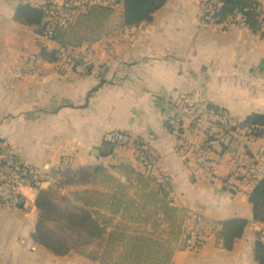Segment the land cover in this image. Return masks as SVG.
Wrapping results in <instances>:
<instances>
[{"label": "crops", "instance_id": "crops-1", "mask_svg": "<svg viewBox=\"0 0 264 264\" xmlns=\"http://www.w3.org/2000/svg\"><path fill=\"white\" fill-rule=\"evenodd\" d=\"M51 1L0 0V140L24 163L40 170H53L62 160L78 169L117 165L119 158L100 157V148L112 133H128L157 151L177 206L212 222L252 220L244 186L243 192L233 193L223 189L220 176L212 180L193 176L175 154L176 138L165 123L185 94L240 121L264 114V35L243 25L205 22L203 0H168L152 23L124 28V5L117 4L93 43L96 59L91 73L59 72L40 54L42 47L51 52L60 45L14 20L20 4L42 6ZM71 13L77 22L79 13ZM64 40L68 42V35ZM31 56L40 58L43 71L23 81L14 79L11 71ZM244 145L250 156H256L264 148V138ZM226 162L219 174L225 172ZM26 193L27 204L13 210L19 212L14 216L0 204V264H98L77 255L58 257L35 244L37 194ZM256 227L248 229L232 251L211 237L197 252L176 253L173 264H258L253 254Z\"/></svg>", "mask_w": 264, "mask_h": 264}, {"label": "trees", "instance_id": "trees-1", "mask_svg": "<svg viewBox=\"0 0 264 264\" xmlns=\"http://www.w3.org/2000/svg\"><path fill=\"white\" fill-rule=\"evenodd\" d=\"M210 1H201L202 8L208 6V11H203L205 22L243 25L255 34L264 35V0H219L220 6L209 5ZM116 2L124 5L122 26L132 28L152 23L154 14L168 0ZM54 7L57 8L50 2L42 6L20 4L14 16L17 23L34 27L36 34L60 45L58 50L51 52L42 47L40 56L51 62L58 61L60 51L69 47L64 40L66 28L58 26L54 34L49 35L48 12ZM64 11H77L78 18L98 24L110 18L114 8L95 2L84 5L83 9L72 6ZM79 25L78 19L74 27ZM89 39L80 47L98 40ZM207 108L218 110L211 104ZM262 126L264 114H252L239 128L244 137L253 140L264 138ZM166 128L169 132L172 130L169 123ZM220 128V133L231 134L236 130ZM117 147L106 138L100 148V157L113 156ZM53 176L55 181L47 189L36 190L38 218L33 240L58 257L77 255L98 264H173L176 253L197 252L211 237H215L225 250L232 251L246 231L258 225L261 232L256 234L253 254L258 264H264V178L249 194L252 220L237 217L212 222L177 206L170 184L155 175L141 174L125 163L111 166L100 163L65 172L55 170ZM123 178L127 179L126 183L122 182ZM69 188L79 190L64 195V190Z\"/></svg>", "mask_w": 264, "mask_h": 264}, {"label": "built area", "instance_id": "built-area-1", "mask_svg": "<svg viewBox=\"0 0 264 264\" xmlns=\"http://www.w3.org/2000/svg\"><path fill=\"white\" fill-rule=\"evenodd\" d=\"M100 1L109 7L117 5L116 0H52L50 3L57 6L49 14V35H53L56 28H68L73 24L74 17L64 9ZM220 6L219 0H211L209 5ZM208 11V6H205ZM45 39L49 40V37ZM96 51L93 43H86L78 48L62 49L58 61L53 62L59 72L88 73L93 69ZM41 60L37 56L26 59L22 66H17L11 75L18 81L38 76L42 71ZM207 102H198L191 95H182L174 104V114H170L169 123L172 126L170 133L176 138L175 154L185 164L192 167L191 174L199 175L206 180L220 176L224 190L243 192L249 195L254 187L264 178V148L260 154L250 156L246 152L244 142L250 141L244 137L239 128L240 121L228 112L218 109L209 110ZM220 126L229 130H236L231 134L220 133ZM264 130V126L260 127ZM107 141L117 145L114 156L121 163L130 165L135 171L144 175H155L165 184L171 185L170 177L159 167L157 151L143 139L128 133L116 132L107 137ZM129 152L130 155L121 154ZM227 160L225 171L219 174L224 160ZM72 168L69 161L61 162L53 170H40L24 163L13 148L0 141V204L12 210H21L27 204V191L44 188L46 184L55 181L53 171L65 172ZM199 215L198 213H194ZM200 216V215H199Z\"/></svg>", "mask_w": 264, "mask_h": 264}, {"label": "rangeland", "instance_id": "rangeland-1", "mask_svg": "<svg viewBox=\"0 0 264 264\" xmlns=\"http://www.w3.org/2000/svg\"><path fill=\"white\" fill-rule=\"evenodd\" d=\"M201 11H202V14H203L204 8H202ZM78 19L80 21V25L78 27L77 26L74 27V25L76 23V20L74 18L75 21H73V24L71 25L72 27L71 28L70 27L66 28L68 30L67 35H68V38H69V40L67 42V45L69 46L68 48H78V47H80L81 43L84 40H87V38H91L92 40L98 39V37H100L103 34L104 28L106 27V25L111 20V17L108 18V19L103 20L102 22H100L98 24L97 23H93V22H89L88 23L87 21H85L84 18H78ZM89 25H91L92 27H90ZM87 26H89V27H87ZM91 39H89V40H91ZM93 67H94V65H93ZM187 167L191 171L192 167L189 166V165H187ZM47 185L50 186V183L47 184ZM70 189H72V188L65 189L63 194L66 195V194L70 193L71 192V191L69 192ZM10 210H12V209H10ZM16 213H19V212H15L13 210L11 211L12 216H14ZM30 218H31V216H29V219ZM29 223H30V221H29ZM257 227L260 228V226H258V225H257Z\"/></svg>", "mask_w": 264, "mask_h": 264}, {"label": "water", "instance_id": "water-1", "mask_svg": "<svg viewBox=\"0 0 264 264\" xmlns=\"http://www.w3.org/2000/svg\"><path fill=\"white\" fill-rule=\"evenodd\" d=\"M122 182H123V183H126V182H127V179H126V178H123V179H122ZM46 187H49V186H47V184H46V185L44 186V189H47ZM256 232H257V233H260V232H261V228H258V227H257V228H256Z\"/></svg>", "mask_w": 264, "mask_h": 264}, {"label": "bare ground", "instance_id": "bare-ground-1", "mask_svg": "<svg viewBox=\"0 0 264 264\" xmlns=\"http://www.w3.org/2000/svg\"><path fill=\"white\" fill-rule=\"evenodd\" d=\"M47 186H49V185H47ZM46 188H48V187H46Z\"/></svg>", "mask_w": 264, "mask_h": 264}]
</instances>
